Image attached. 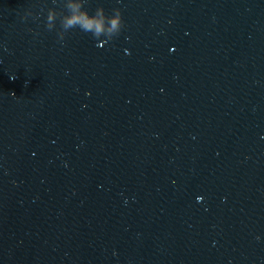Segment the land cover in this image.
<instances>
[{
    "label": "water",
    "instance_id": "obj_1",
    "mask_svg": "<svg viewBox=\"0 0 264 264\" xmlns=\"http://www.w3.org/2000/svg\"><path fill=\"white\" fill-rule=\"evenodd\" d=\"M0 0V264H264V0Z\"/></svg>",
    "mask_w": 264,
    "mask_h": 264
},
{
    "label": "clouds",
    "instance_id": "obj_2",
    "mask_svg": "<svg viewBox=\"0 0 264 264\" xmlns=\"http://www.w3.org/2000/svg\"><path fill=\"white\" fill-rule=\"evenodd\" d=\"M56 0H53L55 3ZM87 0H64L66 13L61 14L55 7L48 10L46 27L49 31L56 27L57 19H60L59 38L63 40L67 32L79 28L85 33H91L94 38L105 37L102 43H106L117 36L124 26L123 12L120 8L109 15L101 5L94 13L85 7Z\"/></svg>",
    "mask_w": 264,
    "mask_h": 264
}]
</instances>
